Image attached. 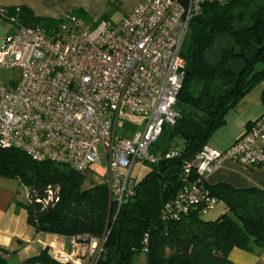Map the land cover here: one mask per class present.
I'll list each match as a JSON object with an SVG mask.
<instances>
[{"label":"built area","instance_id":"2783aa9c","mask_svg":"<svg viewBox=\"0 0 264 264\" xmlns=\"http://www.w3.org/2000/svg\"><path fill=\"white\" fill-rule=\"evenodd\" d=\"M205 1L139 0L118 23L99 20L86 26L65 14L50 32L17 26L0 43V68L16 71L15 79L0 83V147L83 174L105 156L107 166L100 176L119 206L133 194L132 168L137 162L157 161L150 148L163 125L174 123L183 82L181 47L190 20ZM124 113L142 117L130 138L116 134ZM225 161L264 167V113L226 149L205 143L193 159L183 162L187 182L165 205V216L178 218L198 204L202 212L211 209L217 200L209 194L205 177ZM192 172L196 177L188 180ZM57 200L56 191L48 187L41 203ZM104 239V234L76 236L72 243L85 245L89 264H94ZM51 255L78 264L73 252L56 250Z\"/></svg>","mask_w":264,"mask_h":264},{"label":"trees","instance_id":"16d2710c","mask_svg":"<svg viewBox=\"0 0 264 264\" xmlns=\"http://www.w3.org/2000/svg\"><path fill=\"white\" fill-rule=\"evenodd\" d=\"M0 10L4 22L46 32L62 20L35 16L24 6ZM69 14L91 22L83 7ZM181 56L183 82L174 123L163 125L150 148L157 161L133 181V194L119 206L105 184L85 187L84 174L65 164L35 161L19 150L0 147V175L16 178L27 188V199L16 203L25 208L27 222L36 232L72 238L104 234L94 264H132L139 253H144L145 264H232L228 254L233 248L264 249V189L205 182L217 200L211 209L202 212L198 204L178 218L164 213L165 205L187 182L183 162L194 158L246 93L264 83V0L205 1L190 20ZM260 99L264 104V90ZM195 177L192 172L188 180ZM48 187L58 200L43 206ZM220 202L224 209L215 219L201 218ZM0 264L12 263L0 254ZM17 264L74 263L55 259L45 248Z\"/></svg>","mask_w":264,"mask_h":264},{"label":"crops","instance_id":"0c3cea01","mask_svg":"<svg viewBox=\"0 0 264 264\" xmlns=\"http://www.w3.org/2000/svg\"><path fill=\"white\" fill-rule=\"evenodd\" d=\"M109 1L0 0V7L24 6L30 9L35 16L56 20L61 19L65 14H69L73 8L83 7L91 22L80 21L86 26H92L104 14L106 4ZM120 1L123 9L122 18L139 2V0ZM15 30L14 24L0 20V43L5 37L12 35ZM262 90H264V83H258L246 93L225 114L224 124L210 135L206 144L216 150H224L231 145L249 123L264 113V104L260 99ZM103 171L104 169L101 167H94L93 171H86L84 173V186L103 184V179L99 176ZM90 173L99 177L100 180H91ZM205 182L208 185L226 183L234 188L256 187L264 189V167H243L234 161H225L205 177ZM16 201L15 196L3 195L0 191V254L6 258L7 262L17 264L47 248L50 254L56 250L73 252L78 264H89L90 256L85 252V245L74 247L72 237L36 232L27 222L25 208ZM228 257L232 264H264V249L246 251L233 248Z\"/></svg>","mask_w":264,"mask_h":264},{"label":"rangeland","instance_id":"374dc122","mask_svg":"<svg viewBox=\"0 0 264 264\" xmlns=\"http://www.w3.org/2000/svg\"><path fill=\"white\" fill-rule=\"evenodd\" d=\"M104 14H106V17L101 19L102 21H105L107 23H118L121 20L122 14H123L121 1L115 0V1H111L107 3ZM8 78L15 79L16 71L9 72V71H5L2 68H0V83L6 82ZM141 123H142L141 116L133 115L130 113H124V120H123L122 127L116 128V134L121 135L122 137L130 138L133 135V133L141 127ZM98 149H99V152L102 151V148L100 146H98ZM106 166H107V162L104 156L100 159L97 165L91 166L89 170L93 171L94 167H101L102 169H105ZM149 170H150L149 163L137 162L131 170V180L137 181L141 179ZM90 175L92 176L91 180H94V181L100 180V178L97 176H94L93 173H90ZM101 178L103 179V177ZM0 191L3 195H9L11 197L15 196L16 200H19V201H25L28 196L27 188H25L18 181V179L6 178L1 175H0ZM223 209H224V204L220 202L214 207V209L208 211L205 214H202L201 218L203 220H213L220 214L221 210ZM84 249H85L86 254L90 256L89 250L87 249V247H84ZM144 257H145L144 253H139L135 255L132 261V264H145Z\"/></svg>","mask_w":264,"mask_h":264}]
</instances>
